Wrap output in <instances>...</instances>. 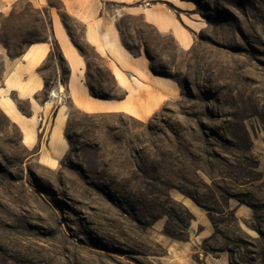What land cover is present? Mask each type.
<instances>
[{
    "label": "rangeland",
    "instance_id": "1",
    "mask_svg": "<svg viewBox=\"0 0 264 264\" xmlns=\"http://www.w3.org/2000/svg\"><path fill=\"white\" fill-rule=\"evenodd\" d=\"M186 1L120 0L106 10L148 74L178 87L152 114L86 113L66 99L62 139L63 116L51 131V113L28 147L0 110V264H204L203 253L264 264V0ZM142 5L168 25L145 22ZM61 17L96 95L122 98L82 25ZM176 29L190 44L177 42ZM46 33V19L24 0L0 11V41L11 56ZM55 61L65 79L54 46L47 76ZM20 108L27 116L25 101ZM242 205L238 217L231 207ZM195 213L212 227L206 238L195 237Z\"/></svg>",
    "mask_w": 264,
    "mask_h": 264
},
{
    "label": "crops",
    "instance_id": "2",
    "mask_svg": "<svg viewBox=\"0 0 264 264\" xmlns=\"http://www.w3.org/2000/svg\"><path fill=\"white\" fill-rule=\"evenodd\" d=\"M18 1L21 0H0V11H10ZM24 1L28 2L33 10L46 19L47 33L44 40L26 44L15 56H11L0 41V100L7 98L11 100L16 112L13 116L4 113L1 104L0 110L21 129L22 141L23 130L20 124L22 121L32 126L36 144L39 142L40 129L43 128L45 117L51 113L53 115L51 131L57 125V118L60 115L63 116L57 125L58 134L62 139L65 112L68 109L62 103H66V99L69 100L71 108L86 113H126L135 116L134 110L140 109L136 104L139 98L146 101L143 104L153 108L150 113L152 114L164 99L170 97L169 91L177 90V85L169 83L171 81L159 83L154 74H148L147 64L141 60L142 55L132 56L122 46L115 24L116 15L114 12L106 11L108 4L120 2V0H55L58 1V6L52 4L50 2L52 0ZM167 1L174 4L173 0ZM145 5H142V11L138 12L144 15L145 22L165 28L168 23L166 25L156 23L155 20L148 17L147 12L151 9ZM61 12L82 25L84 41L92 47L98 56L103 58L115 84L123 89L124 96L122 98L93 96L90 99L91 94L87 87V59L75 46L72 35L62 20ZM182 33L176 29L177 42L180 41L178 35ZM183 35L185 34L183 33ZM54 46L61 53L68 67V72L64 74L65 79H63L61 68L56 61L52 65V74L46 75L49 70L45 64L54 52ZM137 59L140 60V65L137 64ZM116 69L125 78V84H122L116 76ZM137 72L144 75L146 79L141 80L138 76V82H135L131 77L137 76ZM28 89L30 90L27 91ZM140 90L155 92V95L149 98L141 96ZM53 92H55V96ZM41 94H45L47 99L42 100ZM24 101L27 104V116L20 108V104ZM39 120L40 123H38ZM61 139H58L60 144ZM231 209L238 217H244L241 214V206H234ZM194 216H196L197 226L200 227L195 237L198 239L208 237L212 232L211 225L203 217H198L199 215L196 213ZM202 260L204 264H229L226 257H213L208 253L202 254ZM186 263L191 264L189 260Z\"/></svg>",
    "mask_w": 264,
    "mask_h": 264
},
{
    "label": "bare ground",
    "instance_id": "3",
    "mask_svg": "<svg viewBox=\"0 0 264 264\" xmlns=\"http://www.w3.org/2000/svg\"><path fill=\"white\" fill-rule=\"evenodd\" d=\"M174 2H176L177 4H180V5H187V1L186 0H173ZM147 15L148 17L152 18L153 20H155V22L157 23H164L165 25L167 24V19L166 18H163L162 16H160L159 14L157 13H150V12H147ZM180 41L179 43L181 44H184V45H187L188 43L190 44V38H188L187 36L185 35H179V38ZM115 74L116 76L118 77V79L120 80V82L122 84H125L126 83V80L125 78L123 77V75L116 69L115 70ZM140 75V73L137 72V76L133 75V77H131L135 82H138L137 80V77ZM156 79L159 81V83H165V82H168L170 81L169 79L167 78H164V77H161V76H156ZM61 87V86H60ZM62 88V87H61ZM26 89V88H25ZM30 89H28L27 91H29ZM55 92H53V95L55 96L54 94ZM53 96V97H54ZM93 96L90 95V99H92ZM0 104H1V107H2V110L4 113L10 115V116H13V114L16 112V109H15V106L14 104L12 103L11 100H9L8 98L7 99H3V100H0ZM139 108L140 109H135L134 110V114L137 118L139 119H143L145 118V116H147L148 114H150L153 110L152 107H149L147 106L146 104H141L139 105ZM37 117V116H36ZM29 119V118H28ZM39 119V118H38ZM21 127H22V130H23V142L26 143V145L28 147H32L34 146L35 144V132L32 128V126H29L27 124V122H24L22 121L21 123ZM55 129V128H54ZM65 143V142H64ZM67 146V145H66ZM65 152V151H64ZM58 160V159H57ZM47 162H50L52 165H55V159H52L51 158H48L47 159ZM44 164V163H43ZM57 164V163H56ZM179 192V191H178ZM175 197L177 199H180L182 201V203L184 205H186L190 210H192L193 212H197L198 210V207L192 202L191 199H189L188 197H185L183 196L182 194L180 193H177L175 194ZM242 210L241 212L243 213V205H242ZM249 208V207H248ZM250 209V208H249ZM246 210V209H245ZM251 230V229H250ZM248 231V230H247ZM252 231V230H251ZM250 232V231H248ZM251 234V233H250ZM254 234V232H253Z\"/></svg>",
    "mask_w": 264,
    "mask_h": 264
},
{
    "label": "trees",
    "instance_id": "4",
    "mask_svg": "<svg viewBox=\"0 0 264 264\" xmlns=\"http://www.w3.org/2000/svg\"><path fill=\"white\" fill-rule=\"evenodd\" d=\"M64 24H65V23H64ZM18 54H19V53H18ZM59 58H60L63 62H65V60H64V58L62 57V55H61L60 52H59ZM65 63H66V62H65ZM67 72H68V67H67V70H66L65 73H67ZM87 87H88V90H89V92H90V94H91L92 96L100 97V98H106V97H104V96L96 95V92H95L94 88H93L92 85H90L89 83L87 84Z\"/></svg>",
    "mask_w": 264,
    "mask_h": 264
}]
</instances>
